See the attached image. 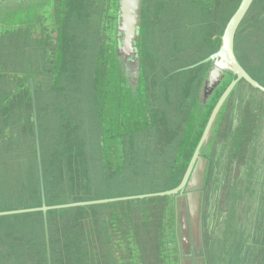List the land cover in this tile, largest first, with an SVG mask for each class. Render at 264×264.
I'll use <instances>...</instances> for the list:
<instances>
[{
	"label": "rangeland",
	"instance_id": "374dc122",
	"mask_svg": "<svg viewBox=\"0 0 264 264\" xmlns=\"http://www.w3.org/2000/svg\"><path fill=\"white\" fill-rule=\"evenodd\" d=\"M91 2L79 0L80 5L70 10L68 6L69 22L63 33L61 27L44 26L0 31V211L42 203L34 180V169L37 166V174L39 169L31 121V78L36 85L48 205L164 190L176 185L183 173L175 167L182 164L179 150L186 146L191 123L197 118L201 124L198 100L206 67L176 71L218 49L239 0H146L140 41L143 77L141 89L134 90L142 95L143 107L128 99L133 91L130 79L124 77L122 87V70L112 54L118 0ZM81 9L91 14L84 27ZM12 15L3 13L0 22ZM236 52L245 69L264 84V0H256L241 24ZM238 89L251 88L241 83ZM256 107L249 103L248 109L256 113ZM257 142L260 154L258 138ZM223 143L221 152L229 148L228 138ZM259 162L249 181L261 178L263 156ZM218 165L220 172L225 163ZM228 184L229 188L226 184L216 193H212L216 185L212 186L208 195L205 242L209 264H240L238 240L249 225L252 200L247 195L242 199L239 192L230 198L228 194L237 190L236 184ZM229 199L234 202L229 204ZM164 206L159 200L51 212L52 262L167 264L162 245H152L155 232L149 238L144 227L162 224ZM259 207V212L251 213L255 228L257 220L264 223V202ZM112 211L117 214L109 221ZM42 216L0 219V264L47 263ZM260 243H264V231ZM260 260L264 264V247Z\"/></svg>",
	"mask_w": 264,
	"mask_h": 264
},
{
	"label": "water",
	"instance_id": "95a60500",
	"mask_svg": "<svg viewBox=\"0 0 264 264\" xmlns=\"http://www.w3.org/2000/svg\"><path fill=\"white\" fill-rule=\"evenodd\" d=\"M254 1L241 0L237 10L223 30L217 50L203 61L176 71L177 73L190 71L200 65H207L199 94L201 101L198 100V113H203L200 119L201 124L196 118L197 113L195 116L196 121L191 123L193 124L191 127L192 132L188 131L187 133L186 146L179 150L178 161H181L182 164H178L175 168L178 170L183 169V173L176 185L168 189L148 193L48 205L35 98L36 85L35 79L31 78L29 79V94L32 103L31 121L37 153L42 203L39 207L0 211V219L9 216L41 213L44 223L47 264H53L49 228V214L51 212L86 206L113 207L115 203L143 204L160 200L161 204L165 206L161 215L162 224L161 222L159 225L156 224L158 231L149 224V228L144 226L149 231V238L153 231L156 234V238H151L155 242L152 245H162L161 253L162 256L167 258V264H209V258L206 255L205 217L208 195L212 189L213 180L217 179L219 173L218 162L225 161V153L229 154L231 152L232 154V152H235L237 148V146L233 148L235 142L237 144L240 141L243 143L244 151L240 152L242 156L253 148L249 147L253 138L256 140L258 138L260 143L264 142V85L244 68L236 52V40L239 29ZM145 2L146 0H118L116 45L112 47V54L115 56L114 61H116L119 69L122 70L121 85L123 87L124 77L130 79V88L133 91L132 95L128 96V99L131 98V102L139 105V107H143L142 95H136L134 90L141 89L143 77V55L140 41L142 40ZM69 5L70 10L73 6V0H0V17L3 13L13 14L11 19L5 23H2L1 19L0 31L3 28L7 31L8 27L12 28L13 31L19 30V28L23 30L30 28L32 31V28L38 30V28L44 26L45 28L54 27L59 29L61 27V30L63 28V33L67 27L64 26V17L66 12L69 11L67 9ZM5 16L8 18V15ZM62 20L64 21L63 24L59 25ZM101 29H104V26ZM241 83L247 84L251 89H242L243 92L240 91L238 88ZM131 102L129 101L130 106L132 105ZM249 103H254L257 106L256 113L248 109ZM243 104L248 106H243ZM241 110V116L237 121L238 111ZM231 122L233 125H231ZM228 128L232 129V132L229 133ZM254 135L258 137L255 138ZM247 137L249 141L246 140ZM226 138H228V141L230 138L231 144H229L226 152H221ZM258 146L259 143L257 142V149ZM260 149H264L262 145ZM238 168V165L231 162L228 176L230 180L228 183L236 184V190L241 194L242 199H245L246 195L251 197V206H248L251 213L254 211L259 212V205L261 206L264 202V167L259 168L261 178L256 177L251 181L248 180V177H253L254 172L257 170L256 166V169H253V167L248 165L243 178L240 175L238 176L237 173L234 176ZM144 209L148 210L149 208L145 207ZM231 209V207H228V211H231ZM251 213H248L246 221L249 225L243 231L241 230V238L238 240L240 246L237 253L240 256V264L242 262L244 264H259L261 261L260 257L264 243H260L263 238L258 237V230L261 231L263 237L264 223L262 220H257L256 230L253 226ZM115 214L117 212L112 211L109 221H112ZM144 217L146 218L147 216L144 215ZM156 218L160 220L159 216H156ZM159 231V235L162 237L160 243L158 239ZM113 236H115V231L110 239L111 243L115 244L116 239ZM215 246L217 247L218 245ZM138 249L142 252L140 247ZM243 259L246 261H243ZM231 264H239V262L233 261Z\"/></svg>",
	"mask_w": 264,
	"mask_h": 264
},
{
	"label": "trees",
	"instance_id": "16d2710c",
	"mask_svg": "<svg viewBox=\"0 0 264 264\" xmlns=\"http://www.w3.org/2000/svg\"><path fill=\"white\" fill-rule=\"evenodd\" d=\"M77 1H79V0H73V6H72V8L75 7V6L78 7L80 5V4L77 3ZM81 1L82 0H80V3H81ZM64 19H65L64 26H67L68 25V22H69V16L66 15L64 17ZM56 20H57V17H56ZM63 22H64L63 20H62V23L59 22V25L63 24ZM10 29H12V28H9L8 27L7 28V31H10ZM12 31H13V29H12ZM31 117H32V114H31ZM254 136H255V138L258 137L257 135H254ZM246 140L249 141L248 140V137L246 138ZM263 141H264V139H263ZM240 142H238V144H237V142L234 143L233 148L237 146L235 152H232V154H231V152L229 154H227V153L224 154V156H225V161H224L225 166L218 173L217 179H214L213 180V186L216 185L215 186L216 188L214 189V187H213L212 193L220 192L222 190L223 186L226 185V184H227V186L229 188L228 176H229V172H230L229 166L231 165V162L239 166V168L237 169V175L238 176L240 175L243 178L245 169L247 168L248 165L250 167H253V169H256L255 168V165H259V163H261V162H259V157L260 156H263V158H264V149L261 150V153L260 154H258V151H257V140L256 139L253 138L251 140L249 147L251 146L253 148L251 150H249L246 155H244V156H246L245 158H244V156H242L240 154V152H243L244 151L243 143L241 142V144H239ZM229 144H231L230 143V138H229V141H228V145ZM261 145H262V148H264V142L261 143ZM35 160H36V164H38L36 157H35ZM35 169H36V174H35ZM35 169H34V180L37 179V183H38V187H39L38 188L39 200L42 202V199H41L40 178H39V173L37 174V166L35 167ZM43 170H44V165H43ZM237 179H239V178H237ZM217 184H220V185L217 186ZM45 193H46V189H45ZM231 194H234L235 196L238 197V194L239 193L238 192L237 193H229L228 195H229L230 198H231ZM232 202H234V201L229 199V204H231ZM41 222L43 223V216L41 218ZM258 237L261 238V239L263 238L260 230H258ZM259 238H258V240H259ZM262 241H260V242H262ZM45 250L46 249H44V251ZM53 264H56V263L53 262Z\"/></svg>",
	"mask_w": 264,
	"mask_h": 264
},
{
	"label": "flooded vegetation",
	"instance_id": "af4514ba",
	"mask_svg": "<svg viewBox=\"0 0 264 264\" xmlns=\"http://www.w3.org/2000/svg\"><path fill=\"white\" fill-rule=\"evenodd\" d=\"M88 1V3L90 4V2L92 1V0H87ZM241 2V0H239V2L238 3H240ZM255 2H256V0L254 1V3H253V5H252V7L254 6V4H255ZM92 3V2H91ZM87 6H88V4H87ZM238 6H239V4H238ZM238 6H237V8H238ZM252 7H251V9H252ZM86 9H87V7H86ZM251 9H250V11H251ZM90 9H88L87 11H89ZM237 10V9H236ZM235 10V11H236ZM249 11V12H250ZM209 12V11H208ZM211 12H213V9H212V11ZM249 12H248V14H249ZM79 13H80V17H79V19H80V21L82 22V24H83V27L85 26V24L87 23V20H89L90 19V16H91V14H89V13H86L85 12V10H83V9H81L80 11H79ZM202 14H204V13H202ZM234 14V13H233ZM232 17V16H231ZM247 17V16H246ZM77 17H76V14L74 15V17H73V20L74 19H76ZM212 20H214V19H212ZM244 20H245V18H244ZM243 20V21H244ZM243 23V22H242ZM73 33V35H75V33L74 32H72ZM81 35H84V31H81ZM154 35V37H155V33L153 34ZM213 39V38H212ZM206 53V52H205ZM213 52H211V53H209V51L207 52V56L206 57H204L203 58V55H204V53L202 54V58L200 59V61L199 62H201V61H203L204 59H206L207 57H209L211 54H212ZM199 62H197V63H199ZM197 63H195V64H197ZM192 65H194V64H192ZM207 65H200L199 67H206ZM199 67H197V68H195V70L196 69H198ZM245 68V67H244ZM190 71H192V70H190ZM181 72H188V71H181ZM178 73H180V72H178ZM204 74H205V72H204ZM256 79V78H255ZM257 80V79H256ZM257 81H259V80H257ZM260 82V81H259ZM261 83V82H260ZM262 84V83H261ZM264 85V84H263ZM226 150L227 149H225L224 150V152H226ZM93 200H95V199H92V200H80V201H93ZM47 201V200H46ZM75 202H79V201H75ZM71 203H74V202H71ZM86 207H93V206H86ZM77 208H83V207H77ZM71 209H75V208H71ZM71 209H68V210H71ZM61 211H63V210H61ZM66 211V210H65ZM53 261V260H52ZM54 262L56 263V260H54Z\"/></svg>",
	"mask_w": 264,
	"mask_h": 264
}]
</instances>
